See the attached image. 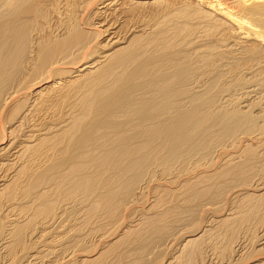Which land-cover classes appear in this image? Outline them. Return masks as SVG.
I'll list each match as a JSON object with an SVG mask.
<instances>
[{
    "label": "bare ground",
    "instance_id": "bare-ground-1",
    "mask_svg": "<svg viewBox=\"0 0 264 264\" xmlns=\"http://www.w3.org/2000/svg\"><path fill=\"white\" fill-rule=\"evenodd\" d=\"M92 2L99 31L44 45L46 0H0V264H264V0ZM153 6L209 48L175 64L184 34L120 32ZM107 35L127 46L86 63Z\"/></svg>",
    "mask_w": 264,
    "mask_h": 264
},
{
    "label": "rangeland",
    "instance_id": "rangeland-1",
    "mask_svg": "<svg viewBox=\"0 0 264 264\" xmlns=\"http://www.w3.org/2000/svg\"><path fill=\"white\" fill-rule=\"evenodd\" d=\"M48 1H50L49 3H47ZM58 1V2H57ZM46 0V6H44L43 9L38 10L37 14L38 13H41L42 14H39L38 18L41 17V20H36L34 24H32L35 28V30H37L39 32V36L41 38H39V42H42L44 43V45H47V44H51L53 43V41H60V34L56 33L55 30H61V28H65L69 31V33H71V35L69 34L68 36H74L76 34H79V33H90L89 29L91 28V31H95L98 27H95L94 28V23H96V20H93V18H90L91 15H92V12L94 11V9L96 8L95 7V4L92 2L93 0ZM67 1V3H66ZM51 3V4H50ZM56 3V4H54ZM70 3V4H69ZM48 4V5H47ZM68 4V5H67ZM55 5V6H53ZM57 5V6H56ZM76 5V6H75ZM64 6V7H63ZM66 6V7H65ZM52 7V9H51ZM57 7V8H56ZM95 7V8H94ZM158 7V6H156ZM156 7H148L147 9H142L141 13L140 14H137L136 16H132V14L130 12L128 13H125V14H122L120 18H125V19H122V21H124V23L122 24V28H121V33H124V29L125 27L127 28V26H129V22L131 21L132 23H138V25H141V26H144V27H147V30H150L151 27L153 28L151 31L154 30V28L156 29V26L157 27H165L166 28H169V29H174L175 32H178L180 34H184V35H176V39L174 40H171L172 38H169L168 36L165 35V55L167 56H177V58L175 59V64H177L180 60V58H184V55L185 54H181L179 52V48L182 47L183 45V48L184 47H189V49L187 50L188 53H186L185 57L187 60H193L194 59V51L196 50H199V49H206V48H209L208 45H205V46H200V45H195V42L191 40H189V38L187 39L185 37V35H189V36H195V31L194 29L188 27V26H185V25H182V24H179L176 22V19L175 18H172V15H169L168 17H164L160 14V7H158V9ZM51 9V11H48V9ZM55 8V9H54ZM72 8V9H71ZM82 8V9H81ZM84 8H85V12H84ZM88 8H92V9H89V11L87 10ZM49 9V10H50ZM80 9V10H79ZM68 11V12H67ZM70 11V12H69ZM81 12V13H80ZM83 12V14H82ZM44 14V16H43ZM128 14V15H127ZM119 15V14H118ZM161 15V16H160ZM43 16V17H42ZM66 17V18H65ZM128 17H133V18H128ZM36 18V19H38ZM45 20H44V19ZM47 19V20H46ZM68 19V20H67ZM80 19V20H79ZM85 19V21H84ZM114 21L116 19H118L116 16L113 18ZM164 19V20H163ZM58 20V21H57ZM67 20V21H66ZM77 20H79L77 22ZM90 23H89V21ZM130 20V21H129ZM165 21V22H164ZM49 22V23H48ZM163 22V23H162ZM75 23V24H74ZM85 23V24H84ZM88 25H87V24ZM142 23V24H141ZM147 23V24H146ZM161 23V25H160ZM74 24V25H73ZM147 26H146V25ZM44 25V26H43ZM93 25V26H92ZM125 25V27H124ZM148 25L150 27H148ZM154 25V26H153ZM36 26V27H35ZM42 28H41V27ZM75 26V27H74ZM82 26V27H81ZM50 27V28H49ZM71 27V28H70ZM84 27H88V29L84 28ZM121 27V26H120ZM41 28V29H40ZM53 28V29H52ZM149 28V29H148ZM94 29V30H93ZM42 30V31H40ZM123 30V32H122ZM54 31V32H53ZM85 31V32H84ZM96 31H99V29H97ZM126 31V29H125ZM49 32V33H48ZM113 32V31H112ZM56 33V34H55ZM47 34V35H46ZM140 34V33H139ZM137 34V35H139ZM58 36V38L56 37ZM108 36V37H107ZM105 37H101L98 39V43H101L100 46L96 49V51H93L94 53L92 54V56H90L87 60L86 63H93V62H96L98 61L102 54H105V53H112L120 48H123V47H126L127 46V43H124V39L122 38H119V40H115L113 39L112 42H111V39L113 36H109L107 35ZM47 37V38H46ZM52 37V38H51ZM67 38V36H66ZM91 38V39H90ZM95 38V34L94 35H90V36H85V40H93ZM43 39V40H42ZM53 39V40H52ZM83 39V37L80 39V41ZM104 39V40H103ZM106 39V40H105ZM171 40V41H170ZM47 41V42H46ZM50 41V42H49ZM49 42V43H48ZM105 44V45H103ZM113 44V45H112ZM119 44V45H117ZM163 44V45H164ZM102 45V46H101ZM188 45V46H187ZM111 46V47H110ZM110 47V48H109ZM109 48V49H108ZM105 49V50H104ZM104 50V51H103ZM103 51V52H102ZM101 52V53H100ZM99 53V54H98ZM91 58V60H90ZM96 60V61H95ZM186 61V60H185ZM233 70H236V69H233ZM231 70L230 72L233 73L234 71ZM240 71V70H239ZM240 76H243V74L241 73ZM248 76V75H247ZM244 77V76H243ZM193 78L196 79V78H199V73H194L193 75ZM206 80L209 84L214 80V75L213 73H210L206 76L203 77V80L202 82ZM224 81H226L225 78H223ZM222 81V80H221ZM224 81L222 82V84L220 85L221 88L225 89L226 87L224 86L225 84L227 83H224ZM91 82V79L89 80H84L82 82V84H89ZM204 83V82H203ZM225 87V88H224ZM237 94V93H236ZM85 93H79L78 95V102H82L84 101L85 99ZM25 95H21L19 97L20 98H24ZM72 99H69L67 100L66 103L62 102V101H57L54 100V101H46L43 106H42V110L44 112H47L49 115H54V114H57V110L61 109L62 107L64 106H70L72 104H74L73 102H71ZM70 101V102H68ZM11 107H8V110L10 109ZM27 222V221H26ZM25 222V223H26ZM28 223V222H27ZM33 228H36V229H31V227ZM30 226H26L24 227V231L23 230H20V231H23L24 234L21 232V235H18L15 233V236H18L16 237L17 239H20L22 240V245L25 243L27 244V246H32L35 242V239L37 237V235L39 234V231L42 230L44 231L45 228L39 226V225H35V223L33 224V222L30 224ZM30 228V229H29ZM26 229V230H25ZM73 229V228H71ZM30 230L31 233H34L32 235H30L31 233L28 232ZM37 230V231H36ZM39 230V231H38ZM33 231V232H32ZM37 232V233H36ZM41 232V231H40ZM26 233V235H25ZM25 235V237H23ZM30 235V236H29ZM27 236V237H26ZM34 236V237H33ZM20 237V238H19ZM23 237V238H22ZM25 238V239H24ZM29 238V239H28ZM35 238V239H34ZM34 239V240H33ZM19 240V241H20ZM222 240V239H221ZM224 240V239H223ZM21 242V241H20ZM29 244H28V243ZM31 243V244H30ZM224 243H221L216 245V246H219L216 248L215 246V256L217 257V259L221 260V259H225L224 261L227 262V253L222 250V245ZM253 248V247H252ZM217 249V251H216ZM214 250V248H213ZM222 250V251H221ZM250 251V250H249ZM226 253V255L224 254ZM249 254L246 255V259L248 260V262L250 263V258L252 256V253L250 254V252H248ZM264 253V252H263ZM221 254V255H220ZM220 255V256H219ZM225 256V258H223ZM215 257V258H216ZM219 257V258H218ZM11 258V257H10ZM259 260H263L264 259V255H260L259 257H255L253 258L254 260L252 261H258ZM262 258V259H261ZM257 259V260H256ZM251 261V262H252ZM247 262V263H248Z\"/></svg>",
    "mask_w": 264,
    "mask_h": 264
}]
</instances>
